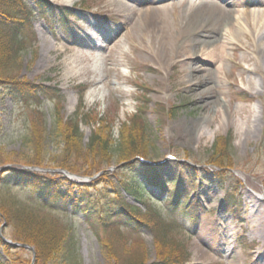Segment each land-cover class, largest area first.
<instances>
[{"label":"rangeland","instance_id":"obj_1","mask_svg":"<svg viewBox=\"0 0 264 264\" xmlns=\"http://www.w3.org/2000/svg\"><path fill=\"white\" fill-rule=\"evenodd\" d=\"M25 1L34 9L35 0ZM170 1L171 23L182 15L183 3ZM199 1L203 0H195L185 11L197 28L187 37L189 27L184 20L178 25L167 24L165 31L137 33L134 21L145 6L142 0H128L129 21L115 11L114 0H44L47 17L36 14L30 18L23 50L4 68L3 74L9 77L0 71V168L27 167L34 163L32 159H40L39 168L44 173L82 182L85 185L80 190L93 196L105 187L111 195L115 180L99 185L102 172L110 175L120 165L138 164V157L144 156L168 180L179 179L177 192L189 195V202L196 206V211L183 207L171 210L164 204L165 191L145 185L154 197L152 202L142 205L122 188L120 198L136 206L149 227L118 230L92 225L70 206L66 214L44 209L37 210V215L30 212L36 215L35 220L51 225L55 223L48 219L53 216L65 219L55 225L58 233L72 235L81 264H125L132 260L143 264L165 260L172 264H264V87L260 92L246 90L251 80L255 86L264 80L258 71L239 72L238 63L245 65L240 60L243 44L249 48L254 43L248 33L238 34L236 43L226 45V55L233 63L223 61V74L199 87L201 91L211 87L209 93L223 105L216 112L210 105L205 112L185 97L188 65L183 62L198 63L197 54L222 42L220 36L226 28V24L216 28L213 21L208 27L204 24L211 14L214 18L227 9L225 1L205 0V7H200ZM209 4L214 7L207 9ZM63 17L69 20L70 31L62 27ZM90 41L98 43L97 51L88 47ZM172 53L175 60L169 55ZM97 56L102 67L94 72L88 59ZM71 62H76V67L66 73ZM20 81L47 89H37L35 97L24 98L8 89L10 83ZM80 96L85 111L97 114L79 125L84 145L94 130L112 145L119 141L128 151L132 149L125 157L109 152L108 162L101 161L99 167L104 170L89 176L62 172L56 165L62 155V139L55 121L73 116L81 105ZM224 107L247 111L250 126L245 132L241 118H218ZM181 124L195 126L200 136L180 135L176 127ZM227 140L232 145L224 148ZM99 150L95 149V157L90 153L89 162H99ZM167 155L174 160L165 159ZM16 207L22 213L26 208L36 209L21 203L14 193L0 191V229L7 226ZM162 223L182 232L171 230L164 235L159 228ZM10 230L11 226L5 232Z\"/></svg>","mask_w":264,"mask_h":264},{"label":"trees","instance_id":"obj_2","mask_svg":"<svg viewBox=\"0 0 264 264\" xmlns=\"http://www.w3.org/2000/svg\"><path fill=\"white\" fill-rule=\"evenodd\" d=\"M34 4V9H31L25 0H0V71L2 74L4 68H7L14 57L23 50L25 44L24 30L30 26V18L36 14L41 17H47L46 14L49 10L46 9L44 0H35ZM61 20L62 27L70 31L68 28L69 20L66 17ZM7 75V73L3 74V76ZM8 89H11V92L15 95L32 98L35 97L34 95L38 91L44 92L47 88L44 85L20 81L10 83ZM83 92L84 89L80 93L81 96ZM91 115L93 117L97 116L95 112L85 111L81 104L76 108L73 116L67 117L64 122L59 121L58 118L55 121L56 125H59L61 129L59 136L62 139V155L56 161L58 167L84 176L94 175L99 170H104L99 167H102V162H108L109 157H107V154L109 152L117 153V155L121 154V156L125 157L132 150L128 151L125 145H120L119 141L112 145L108 140H103L97 136L94 130L91 131V137L85 146L79 125L87 124V119ZM231 145V140L224 142V148L231 147ZM97 147L100 149L97 153V158L100 159L99 162H89L90 153L94 156ZM35 150L36 154H38L37 149ZM31 162L34 163H30L29 166L39 167L42 160L32 159ZM71 162H74V164L72 165ZM77 162L82 165L80 166ZM84 163H88V165H84ZM110 178L115 180L112 194H108V189L105 187L98 195L93 196L80 190L85 184L72 183L61 176L55 177L48 173L33 172L20 167L3 168L0 171V191L14 193L16 197L20 198L21 203L30 204L36 209L26 208L28 210L22 213V209L19 210V207H16L15 210L10 212L11 217L7 226L0 229L2 236H7L13 242L32 247L33 252L23 247H13L7 243L5 244L0 236V264H30L33 256L32 264H81L80 258L76 254V244H74L75 241L72 235L58 233L59 230L55 224L64 220H58L56 216H53V218L48 219V222L55 223L54 225L35 220L39 209L56 214H64L70 206L73 212L82 214L84 221L92 225L114 227L118 230L149 227L150 225L143 221L139 209L126 203L125 199L120 198V189L122 188L132 198L144 204L148 199H151L145 185H151L169 193L166 205L171 210L182 206L191 211H196L195 205L191 204L189 200L184 201L183 196H179L177 193L175 187L179 183V179L168 180L155 167L152 168L139 163H131V165L127 166L120 165L110 175L107 172H102L98 184L104 183L107 185ZM139 180L145 181L143 183L145 185L139 183ZM68 182L71 185H69L67 190H63L62 187ZM73 189L78 190V193ZM232 198L234 200L237 199L236 196H232ZM9 226H11V230L7 233L5 231ZM159 228L164 235L171 231L169 225L165 226L163 223L159 225ZM24 252L27 254L26 257L22 256ZM172 263L165 260L157 264ZM125 264L143 263L138 260H132L126 261Z\"/></svg>","mask_w":264,"mask_h":264},{"label":"bare ground","instance_id":"obj_3","mask_svg":"<svg viewBox=\"0 0 264 264\" xmlns=\"http://www.w3.org/2000/svg\"><path fill=\"white\" fill-rule=\"evenodd\" d=\"M142 1H145V6L142 11L138 13V18L134 21L136 23L135 27L137 33H146V31L157 29L165 31L164 29L167 27V24L178 25V23L182 20H184L185 24L189 27L187 37L189 35L193 36L192 34L195 32V30H197L195 25L191 23L192 16L185 13L188 7L192 6L195 0H179L178 3H183L182 10L186 15H184L182 12V15L179 16V18H177L176 20H173L171 23L168 22V12L170 10L168 3H171L173 1ZM223 1H225V5L228 10L226 9L224 11H220V13L218 12V15L214 16V18L211 14L209 19L205 18L204 20L205 27L210 26V21H213V23H215L216 28H220L222 24H226L224 26L226 28L223 29V32L220 36L222 42H216L208 49V51H201L200 53H198V63L194 64L192 61L188 63L183 62L184 65H188L187 68H185L187 73H185L186 75L184 76L186 80V89L188 92L185 97L188 98L190 102H194L199 110H204L205 112L209 111L208 108L210 105L214 106L213 110L216 112V110H218V107L220 105H223V103L219 101L216 96H213L211 93H209L212 89L211 87H205L204 89H202V91L199 89V87L212 83L213 78L217 79L219 78V75L223 74V69L221 66L223 61L228 60V62H230L231 64L233 63V61L230 60V58H228L226 55V45L230 44L232 46L233 43H236L238 34L243 35L244 33H248L254 43L252 47L250 46L249 48L246 47V44H243V47L241 46L242 49H244V55L240 58V60L241 63L245 65L242 66L238 63V66L241 70L239 72L244 73L250 71H258V75L261 77L260 80H264V0H252L251 3L247 4L243 1ZM199 2L200 7L206 6V4L204 5L205 0ZM114 6H116L115 11L118 14L123 16L127 21L131 20V17L129 16L131 11L129 10L130 6L128 0H114ZM209 7L214 6L212 4H209L207 6V9H209ZM241 7L242 10L240 11ZM208 12H210V10H208ZM237 12H239L238 15H235ZM87 45L90 49H95L96 51L99 47L97 46L98 43L95 41H90L87 43ZM169 55H171L174 60L176 59L174 53ZM88 60L90 61V68L94 72L100 70V68L102 67V62L100 61V58L98 56L95 57L94 60H92V58H89ZM248 64H250V67H245ZM75 67L76 62H71L66 73L73 71ZM199 72H203V75H199ZM234 84L232 83V85ZM263 87L264 82L262 83V81H260L259 83H256L255 86V84L251 80L246 90L260 92L262 91ZM239 91L241 90L239 89ZM220 114L221 115L220 117L218 116V118L221 121L223 120V118L226 120H234V118L236 117L241 118L243 121L241 123L244 132L247 127L250 126V118H248L247 111L245 112L241 108H238L235 111H231L230 109L224 107ZM176 128L178 129L180 135L185 134V136L187 137H192V135L196 133L197 136H200L198 131H195V126L191 127V125L189 126L186 124H181Z\"/></svg>","mask_w":264,"mask_h":264},{"label":"water","instance_id":"obj_4","mask_svg":"<svg viewBox=\"0 0 264 264\" xmlns=\"http://www.w3.org/2000/svg\"><path fill=\"white\" fill-rule=\"evenodd\" d=\"M142 163V162H141ZM144 164H146V166H149V167H155L154 165H153V163H150V162H148V163H144ZM155 168H158V167H155ZM3 241L5 242V243H8V244H11L12 246H14V247H17V245H19V246H23V247H27V246H25V245H23V244H16V243H12L10 240H8L7 238L5 239V238H3Z\"/></svg>","mask_w":264,"mask_h":264}]
</instances>
